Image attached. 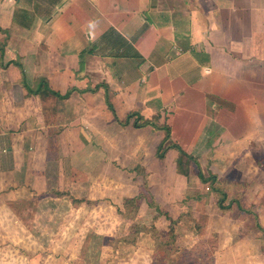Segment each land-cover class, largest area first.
<instances>
[{
  "label": "crops",
  "instance_id": "crops-1",
  "mask_svg": "<svg viewBox=\"0 0 264 264\" xmlns=\"http://www.w3.org/2000/svg\"><path fill=\"white\" fill-rule=\"evenodd\" d=\"M8 63L22 66L31 89L45 80L69 96L27 95ZM107 100L119 120L135 114L127 126ZM136 116L167 126L202 173L223 180L227 194L238 190L249 176L238 175L239 159L264 148V0H0V174L23 170L33 138L49 140L75 117L80 132L88 126L113 149L110 164L175 166L177 150L155 156L165 132L134 128ZM176 175L175 197L190 189ZM249 188L237 194L248 201Z\"/></svg>",
  "mask_w": 264,
  "mask_h": 264
},
{
  "label": "rangeland",
  "instance_id": "rangeland-1",
  "mask_svg": "<svg viewBox=\"0 0 264 264\" xmlns=\"http://www.w3.org/2000/svg\"><path fill=\"white\" fill-rule=\"evenodd\" d=\"M75 119L70 129L46 133L49 140L34 137L33 158L30 164L25 158L23 170L0 174V264H264V235L254 227L257 221L264 229V148L239 159L238 175L247 171L254 179H242L224 202L238 201L253 215L235 203L222 211L221 196L201 183L194 162L185 167L190 189L175 197L176 165L110 164L113 149L99 144L87 125L80 132L82 118ZM82 132L91 141L87 147L78 142ZM224 184L215 186L223 191ZM245 185L255 192L248 201L237 194ZM138 195V210L126 219L133 208L124 200Z\"/></svg>",
  "mask_w": 264,
  "mask_h": 264
},
{
  "label": "trees",
  "instance_id": "trees-1",
  "mask_svg": "<svg viewBox=\"0 0 264 264\" xmlns=\"http://www.w3.org/2000/svg\"><path fill=\"white\" fill-rule=\"evenodd\" d=\"M9 64H14L16 67L19 68V70L21 72V84L25 88V90L27 92V95H29V96L30 95H34V96H36V95H40V96L51 95V96H53V97H55V98H57L59 100H64V99H66L69 96L70 92H67L65 95H60L59 93H56V92L50 90L47 87V83H46L45 80H41L39 82L38 86L34 90L31 89L25 82V74L23 72L22 66L19 65V64H16V63H8L6 65H9ZM2 67L4 68V67H7V66H2ZM106 103H107L108 109L112 112L113 119L119 125H121L122 127L127 126L130 123V119H132V117L135 115V114H129L125 119L119 120L118 117L115 114V111H114L112 105L108 102V100L106 101ZM132 126L134 128H136V129L142 128V127H145V126H151V127H153L154 129H157V130H163L165 132V135H164L163 140L159 143V145L156 148L155 156L159 160H162V159H164L165 154H166V152L168 150H170V149L177 150L178 153H179V158L176 161V170H177L178 174H181L183 176H187V170L185 169V167L187 166V163L189 161L194 162L195 168L197 169V177L201 181V183L210 184L211 191L213 193H216L219 196H221V198L219 200H217V207L220 210H222V211L229 210V209H231L232 203H235V205H236V207L238 209L242 210L246 214L253 215V213L250 211V209H242V207L240 206V203L238 201L232 200L227 205H224V202L227 199V195H226V193L224 191H222L221 189H219V188H217L215 186L216 177L214 175H210L209 177H205L204 174L202 173L201 169H200L199 164L193 159V157H191L190 155L186 154L183 150H181L175 144H172L171 142H169V140H170V137H169L170 136V132H169V128L167 126H165V125L164 126H158L154 120H143L140 116H136V119L133 121ZM136 169H139V167L135 168V170ZM142 177L144 178V175H142ZM53 193H55L54 195H57V196L61 195V193H58V192H55V191ZM142 197H143L142 195H138V196L133 197V198H125L124 203L126 205H131L132 208H133L132 213L127 215V216H125L126 219H132L134 217V215L136 214V212L138 210V205L135 202L138 199L142 198ZM72 202H75V203H86V204L91 203V202H89L87 200H82V199L78 200V199H74V198L72 199ZM149 207L155 208V210L159 213V215H162V212L159 211V208H158V206L155 203H150ZM165 217H166L167 220L169 219L166 214H165ZM254 227L257 229V231L261 232L264 235V229L261 227L259 222L255 221Z\"/></svg>",
  "mask_w": 264,
  "mask_h": 264
}]
</instances>
